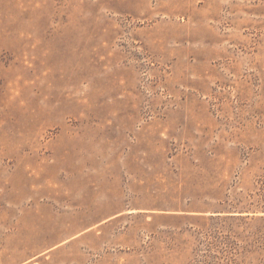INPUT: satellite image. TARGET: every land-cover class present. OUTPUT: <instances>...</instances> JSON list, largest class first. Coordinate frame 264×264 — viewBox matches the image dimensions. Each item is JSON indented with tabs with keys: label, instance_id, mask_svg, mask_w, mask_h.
Listing matches in <instances>:
<instances>
[{
	"label": "rangeland",
	"instance_id": "rangeland-1",
	"mask_svg": "<svg viewBox=\"0 0 264 264\" xmlns=\"http://www.w3.org/2000/svg\"><path fill=\"white\" fill-rule=\"evenodd\" d=\"M263 208L264 0H0V264H264Z\"/></svg>",
	"mask_w": 264,
	"mask_h": 264
},
{
	"label": "trees",
	"instance_id": "trees-1",
	"mask_svg": "<svg viewBox=\"0 0 264 264\" xmlns=\"http://www.w3.org/2000/svg\"><path fill=\"white\" fill-rule=\"evenodd\" d=\"M237 210H239V209H237ZM263 213H264V208H263V211H262ZM234 213H238L237 211H234ZM234 213H230L229 214V216H224V217H222V216H218L220 219H224V220H239V221H241V222H243V221H245V222H264V216H246V217H244V216H236V215H234ZM239 213H242V212H239ZM226 215H228V214H226ZM233 215V216H232ZM238 215V214H237ZM240 215V214H239Z\"/></svg>",
	"mask_w": 264,
	"mask_h": 264
}]
</instances>
